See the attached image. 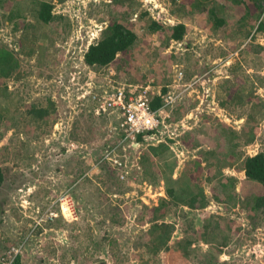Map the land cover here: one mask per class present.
I'll list each match as a JSON object with an SVG mask.
<instances>
[{"label": "rangeland", "instance_id": "rangeland-1", "mask_svg": "<svg viewBox=\"0 0 264 264\" xmlns=\"http://www.w3.org/2000/svg\"><path fill=\"white\" fill-rule=\"evenodd\" d=\"M191 1L0 0V45L19 60L0 79V253L24 239L21 264H264V189L243 170L264 153V0L260 29L254 0ZM113 22L136 41L88 65ZM146 86L172 98L155 156L157 139L122 140L92 98ZM153 221L172 226L165 246Z\"/></svg>", "mask_w": 264, "mask_h": 264}, {"label": "trees", "instance_id": "trees-1", "mask_svg": "<svg viewBox=\"0 0 264 264\" xmlns=\"http://www.w3.org/2000/svg\"><path fill=\"white\" fill-rule=\"evenodd\" d=\"M260 0H254L253 5H248V8L256 9L255 20L258 21L256 24V29L263 27L261 20V13L263 11L262 6L259 5ZM200 0H192L190 6L198 8L200 5ZM212 10L209 11V16L211 17ZM37 17L43 22H49L50 20L56 18V16L51 14V5L46 3H40L37 9ZM217 26V25H216ZM152 30L158 28L156 23H151L149 26ZM169 35L168 39L181 40L184 35L185 25L183 23H178L172 25L168 28ZM137 35L124 27L123 25L113 22L109 23L105 29L102 31L101 38L94 44L89 45L88 49L84 53V61L88 65L102 67L109 64L119 52L127 51L129 47L136 41ZM19 65V60L16 54L4 45H0V79L8 78L17 69ZM158 83V82H157ZM162 91V90H161ZM149 108L153 111L157 110L160 105L161 98L153 91L150 92ZM154 98V99H152ZM153 100V101H151ZM163 128L159 126L153 130H148L144 133L136 135L135 141L142 142L152 141L153 138L158 137L162 134ZM167 140V139H166ZM158 144V145H157ZM156 145L150 144L148 150L155 156L161 153L167 146L164 142L159 141ZM198 161L194 162L195 168L199 166ZM243 170L245 176L252 181L260 183L264 189V153L258 152L254 155H247L244 157ZM2 182V174L0 173V184ZM168 196H172V190L167 191ZM199 196L203 197L201 192H198ZM254 207L264 208V193L262 195H254L252 197ZM193 199L188 201V206L192 207ZM160 206V205H159ZM159 206H155L153 211H157ZM149 232L151 234V242L153 244L166 245L172 232V226L164 222L153 221L150 225ZM29 243V242H28ZM13 264H21L20 258H17Z\"/></svg>", "mask_w": 264, "mask_h": 264}, {"label": "built area", "instance_id": "built-area-1", "mask_svg": "<svg viewBox=\"0 0 264 264\" xmlns=\"http://www.w3.org/2000/svg\"><path fill=\"white\" fill-rule=\"evenodd\" d=\"M181 78L182 74L178 73L176 79L179 80ZM136 88L137 87H134V90H136ZM151 91L152 89H150V86H146L145 88L142 87L135 95L127 96L123 89H118L110 93L104 92L101 97H97V94L94 93L92 98L96 100L95 110L97 112L107 114L111 111H116L117 124L113 129L120 134L122 140L133 143L137 134L164 125V118L161 117L160 110L163 105L170 102L172 98L170 96L164 98V96L161 95L164 103L161 109L153 111L149 108L148 102ZM156 94L160 96V91L158 90ZM163 132L153 139H157V142L161 141L164 134ZM113 162L118 165L119 177L123 179L127 172L120 168L121 161L115 158ZM24 246L23 239L19 243L12 244L4 249L0 253V264H13L17 258L23 255Z\"/></svg>", "mask_w": 264, "mask_h": 264}]
</instances>
